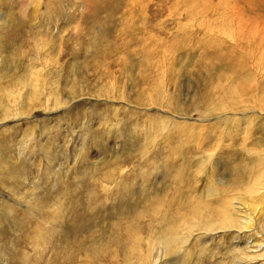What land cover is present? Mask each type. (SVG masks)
Segmentation results:
<instances>
[{"label": "rangeland", "instance_id": "374dc122", "mask_svg": "<svg viewBox=\"0 0 264 264\" xmlns=\"http://www.w3.org/2000/svg\"><path fill=\"white\" fill-rule=\"evenodd\" d=\"M26 1L0 0V264H260L264 0Z\"/></svg>", "mask_w": 264, "mask_h": 264}, {"label": "bare ground", "instance_id": "6f19581e", "mask_svg": "<svg viewBox=\"0 0 264 264\" xmlns=\"http://www.w3.org/2000/svg\"><path fill=\"white\" fill-rule=\"evenodd\" d=\"M26 3L27 4H31L32 6H33V8H34V11L36 12L38 9H39V5H40V0H27L26 1ZM151 69H153V67L151 68ZM154 70V69H153ZM33 74V80H34V82H33V91H37V89H39V87H38V84H39V72H38V70L34 73V72H32ZM160 74V73H159ZM146 75L148 76V78H145V80H144V82L143 83H146L147 84V89H145V94H147L146 95V97H147V99L149 100V101H153V97L152 96H155V95H157V90H152V91H149L148 89V83L151 81V77L152 76H155L154 74H150V73H146ZM143 76V75H142ZM157 77V76H156ZM42 80V79H41ZM231 84V83H230ZM233 84H234V82H233ZM241 84H243V83H241ZM153 85V84H152ZM154 85L155 86H151V87H156V82H154ZM228 85H229V83H228ZM227 85V86H228ZM240 85V84H239ZM238 85V86H239ZM158 86V85H157ZM218 86H220V84L218 85ZM237 86V85H236ZM238 86H237V88H238ZM245 87V90H246V86H244ZM44 88V87H43ZM235 88V87H234ZM236 88V89H237ZM222 89L224 90V92H225V97L223 98L222 97V95H221V97L217 100V102L221 105V107L222 108H230V106H234V105H237L238 103H237V101L234 99V97H236V96H240V95H242L243 93H244V91H242V89H239V90H236V89H234V90H232L231 92H229V91H227V89H225V87H222ZM118 90V89H117ZM244 90V89H243ZM100 93H101V91H99ZM154 92V93H153ZM15 94V96L17 97V99H18V101L16 102V107L18 108V114H23L22 112L23 111H21V109H20V101H21V99H22V97H23V95H22V93L20 92V91H18V92H16V93H14ZM46 94V93H45ZM71 95H73V97H71L68 101L70 102L71 100H73L74 99V93L72 94V92L70 93ZM102 94V93H101ZM119 94V93H118ZM120 94H122L121 93V91H120ZM112 95V94H111ZM246 95V94H245ZM8 96V95H7ZM9 96H10V94H9ZM15 96H12V98L13 97H15ZM32 97H33V95H32ZM35 97V96H34ZM55 97V96H54ZM10 98H11V96H10ZM15 99V98H14ZM14 99H13V101H14ZM28 99H30L32 102H34V99H32L31 98V96L28 98ZM36 99V98H35ZM51 99H52V96H51V94H50V97L49 98H45V101L46 102H48V101H51ZM10 100V99H9ZM56 100H57V98H56ZM97 100V99H96ZM68 101L66 102V103H68ZM151 102H149V103H151ZM1 104V103H0ZM10 104V103H9ZM13 104V103H12ZM60 104H63V102L62 101H60L59 103L57 102V104H55V105H60ZM171 104H173L174 106H175V103H171ZM4 105V104H3ZM34 105V104H33ZM54 105V106H55ZM58 106H56V107H58ZM62 106H64V104L62 105ZM11 107V106H10ZM13 107H15V106H13ZM176 107V106H175ZM4 108V107H3ZM118 108V107H117ZM120 108V107H119ZM15 109V108H14ZM116 109V108H115ZM170 110V109H169ZM147 112H149V109L148 110H146ZM178 112L177 111V109H172L171 110V112ZM117 112V111H116ZM151 112V111H150ZM9 114V113H8ZM145 115H147V119H148V121H149V123L150 124H153V121L150 119L151 117L156 121V123H160L161 125H164V127L166 126V125H172V127H173V129H175V130H180V132L181 133H183V132H186L187 130H188V128H187V126L189 127V128H191V127H201L202 125H200V124H202V123H197V122H194L193 120H191V121H189V118H188V121H178V120H174V119H171V118H167V117H163V116H160V115H158V114H156V113H146ZM21 117H23L24 119H26V120H31L30 119V116H21ZM230 117V113H228V114H226L225 116H224V121L225 120H227L228 118ZM13 119V118H12ZM146 119V120H147ZM223 119V118H222ZM1 120V119H0ZM202 120H204V119H200V121H202ZM39 121V120H38ZM223 121V120H222ZM189 122H191V123H189ZM187 123V124H186ZM31 124V123H30ZM32 124H34V122L32 123ZM249 209V208H248ZM240 210V212H242L241 211V209H239ZM237 212V211H236ZM244 214H246V213H244ZM230 216H231V214H230ZM234 217H226V216H222V219L219 221V222H217V226L216 227H212V226H206V225H203L202 224V226H201V229H203V227H207L208 228V231L209 230H215V229H221L223 232H226L224 229H226V227L228 226V227H232L233 226V224H234V229H232L233 231H235V233L237 232V234H239V233H241L240 232V230H239V228L241 229V227H243V230H244V227H247V226H244V225H241V222L238 220V218H240V215H238V214H235V215H233ZM248 217V216H247ZM230 220V222L228 221V219ZM244 218V217H243ZM246 218V217H245ZM251 219V218H250ZM244 220V219H243ZM233 223V224H232ZM244 223H245V220H244ZM248 223H250V222H247V224ZM208 224H210V223H208ZM227 224V225H226ZM246 224V225H247ZM250 225V224H249ZM197 226H199V224H197ZM232 227V228H233ZM239 227V228H238ZM190 229V228H189ZM228 229V228H227ZM246 230H248V229H246ZM206 231V230H205ZM208 231H206V232H204V233H208ZM229 232L231 231V229H229L228 230ZM193 233V232H192ZM251 234V233H250ZM256 234V233H255ZM262 235H263V233H262ZM250 236V235H249ZM259 237V236H258ZM257 236H255V235H251V237H249L247 240H246V242H244V245L246 246V247H248L249 249H252V248H254V247H259V250L261 251V249L263 248L264 249V247L261 245V244H257L256 243V241L258 240V241H260V238H258ZM261 237V236H260ZM256 239V240H255ZM246 243H248V245L246 244ZM261 243L262 244H264L262 241H261ZM162 245V248L160 249L161 251H163V250H166L167 249V246H166V244H161ZM251 252V251H250ZM160 259H161V255L159 254V253H156L155 254V257H154V261H153V263L154 264H156V263H158V262H160ZM262 261H261V263L260 264H264V259H261Z\"/></svg>", "mask_w": 264, "mask_h": 264}]
</instances>
